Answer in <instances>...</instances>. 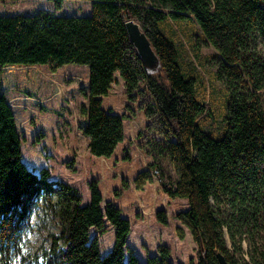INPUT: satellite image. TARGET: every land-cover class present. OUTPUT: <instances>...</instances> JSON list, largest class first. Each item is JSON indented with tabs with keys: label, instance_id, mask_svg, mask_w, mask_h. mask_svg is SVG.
I'll return each instance as SVG.
<instances>
[{
	"label": "trees",
	"instance_id": "obj_1",
	"mask_svg": "<svg viewBox=\"0 0 264 264\" xmlns=\"http://www.w3.org/2000/svg\"><path fill=\"white\" fill-rule=\"evenodd\" d=\"M91 2L89 15L45 8L0 13V69L88 65L81 129L99 157L111 156L125 137L126 114L103 107L119 72L128 97L141 98L147 117L139 134L142 147L169 159L178 172L175 182L165 181L154 160L138 173L137 186L155 173L170 198L187 199L188 208L176 216L199 245L198 264H220L218 252L231 264H264V0ZM129 20L153 43L162 72H146ZM202 44L214 51L202 56ZM208 61L215 69L206 81L200 66ZM215 82H221L220 90ZM90 188L91 199L83 203L77 187L23 161L14 105L0 92V264H175L166 245L142 261L128 244L131 220L114 203L103 204L96 180ZM40 204L59 231L49 232V245L27 257L24 245ZM156 216L168 223L166 209ZM108 225L115 242L104 253L92 229L106 231ZM179 231L183 236L182 227Z\"/></svg>",
	"mask_w": 264,
	"mask_h": 264
},
{
	"label": "rangeland",
	"instance_id": "obj_2",
	"mask_svg": "<svg viewBox=\"0 0 264 264\" xmlns=\"http://www.w3.org/2000/svg\"><path fill=\"white\" fill-rule=\"evenodd\" d=\"M59 1L58 4L57 0H0V13L29 14L43 8L61 15L91 13V0ZM260 48L264 54V41ZM213 51L212 47L200 46L202 56ZM200 69L207 81L215 66L208 61ZM89 72L88 65L79 63H67L55 69L49 64L10 65L0 69V92L6 91L8 100L14 105L22 135L23 161L37 172L47 168L52 179L77 187L83 203L90 201V184L96 180L104 195L103 204L114 203L131 220L128 244L142 261L155 255L159 246L166 245L171 249L175 264H198L199 245L190 229L176 216L178 211L188 208L187 199L170 198L155 173L142 187L136 184L138 173L148 169L154 160L162 167L165 181L175 182L178 172L169 159L159 155L154 157L142 147L144 138L139 134L145 132L147 117L139 107L141 98L131 101L128 97L119 72H116L109 93L103 97V107L126 114L124 140L109 157H99L90 151L89 138L81 129L85 122L82 107L88 102ZM214 84L220 90L221 82ZM209 85H213L212 82L208 83V89ZM160 209L167 211V224L157 219ZM32 224L24 245L27 257L49 245V232L59 231L42 204L34 211ZM179 227L183 228V236ZM92 234L99 239L104 253L112 250L115 242L113 227L108 225L106 231L93 228ZM226 236L229 240L227 232ZM244 248L248 249L245 243ZM128 255L126 251V259ZM244 256L248 257L246 252Z\"/></svg>",
	"mask_w": 264,
	"mask_h": 264
},
{
	"label": "water",
	"instance_id": "obj_3",
	"mask_svg": "<svg viewBox=\"0 0 264 264\" xmlns=\"http://www.w3.org/2000/svg\"><path fill=\"white\" fill-rule=\"evenodd\" d=\"M126 25L129 35L143 59L146 72L148 74L162 72L163 65L161 59L154 49L153 43L142 29V26L134 20L127 21ZM217 256L220 264H231L222 252H218Z\"/></svg>",
	"mask_w": 264,
	"mask_h": 264
},
{
	"label": "crops",
	"instance_id": "obj_4",
	"mask_svg": "<svg viewBox=\"0 0 264 264\" xmlns=\"http://www.w3.org/2000/svg\"><path fill=\"white\" fill-rule=\"evenodd\" d=\"M138 255V254H137ZM139 256V255H138Z\"/></svg>",
	"mask_w": 264,
	"mask_h": 264
}]
</instances>
